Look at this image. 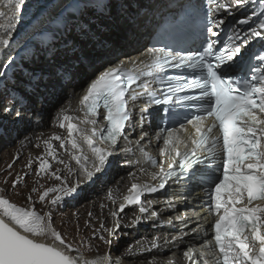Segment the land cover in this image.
<instances>
[{"label": "snow or ice", "instance_id": "1", "mask_svg": "<svg viewBox=\"0 0 264 264\" xmlns=\"http://www.w3.org/2000/svg\"><path fill=\"white\" fill-rule=\"evenodd\" d=\"M25 2L0 0V5L8 9L7 14L0 11V17H6L7 21L0 24V28L7 29L0 37V52L9 46L17 12L22 10ZM247 2L230 0L228 4H218L217 9L230 11L233 7L245 6ZM114 15L117 18L125 15L122 0H61L59 7L49 12L47 24L57 26L51 29L56 39L77 29L81 35L90 36L93 17L111 18ZM247 22L239 21L240 24ZM223 23L220 20L215 27ZM184 24L182 14L167 17L161 25V32L179 30ZM206 32L210 36L200 50L185 53L167 45L153 47L151 62L142 68L139 65L143 61H133L131 69L116 66L101 71L91 80L80 99L85 113L81 123L91 127L81 129L72 123V116L62 112L58 116V126L67 129L68 138L65 141L57 135L53 139L61 141V148L68 143L71 149L80 153L73 155L72 159L81 165L85 179H91L94 172L101 171L112 155L111 149L124 136L131 116L129 101H135L141 95L133 90V85L146 88L143 78L148 76L161 82L165 79L176 81L175 84L169 83L162 98L150 94L151 104L198 101L199 114L178 119V128L166 130L161 156L167 159L164 162L152 160L154 165H159V173L153 176L159 181L158 186L133 183L123 199L127 204H141L145 191L163 189L172 177L197 181L204 186L210 201L208 210L214 211L217 217L214 240L222 264H264V48L259 52L247 51L254 39L264 40V19L257 27H250L243 36L239 33L230 36V43L219 49L211 39L218 36L211 21ZM166 68L190 69L192 75L163 77L161 74ZM3 75L0 72V76ZM188 90H198V95H177ZM100 108L104 110L106 125L97 128L96 117L100 115ZM4 111L11 109L5 107ZM171 114L179 117L178 113ZM16 116L20 117V112H16ZM74 133L79 134L82 142H78ZM97 139L106 147L97 146ZM44 144L49 149L47 155L52 156V145L48 140ZM83 145H87L95 158L93 170L87 167L88 157L83 155ZM82 160L85 163H81ZM50 167L47 160L41 159L40 172ZM56 179L60 177L56 176ZM18 183L19 177L13 187ZM75 191L72 187L48 188L39 199L45 201L49 193L61 192L68 196ZM62 199L63 196L57 195L51 203L55 205ZM124 207L125 204H121L119 210L122 212ZM139 210L141 213L147 211L142 205ZM112 214L116 215L115 212ZM105 243L111 241L105 240ZM153 247L158 246L153 244ZM79 251L55 229L51 211L40 214L34 207L18 206L0 195V264H116L110 255L93 260L72 255ZM184 256L195 264L192 248L185 251Z\"/></svg>", "mask_w": 264, "mask_h": 264}, {"label": "bare ground", "instance_id": "2", "mask_svg": "<svg viewBox=\"0 0 264 264\" xmlns=\"http://www.w3.org/2000/svg\"><path fill=\"white\" fill-rule=\"evenodd\" d=\"M34 1L26 0L22 10L17 12L15 21L23 19L25 13L28 15ZM160 1L162 0H122L125 15L121 18L115 15L111 18L93 17L90 36L81 35L79 29L59 39L53 34L39 45L41 51L38 54L27 56V60L20 57L18 69L14 63L5 64L4 58H10V55L6 56L10 49L40 25L47 23L49 12L56 10L61 3L58 0L39 21H30L26 29L24 22L19 23V31L17 34L12 33L14 37L11 36L9 46L0 52V72L4 73L0 76V111L3 102H9L16 105V111L20 112V117L16 114L8 117L10 113L2 111L3 116L8 119L3 124V130H0V145L12 141L14 144L5 146L0 154V192L7 191L21 206L34 207L40 214L43 204L49 201L48 212L51 211L69 226H74L76 231L98 236L97 246L101 245L100 237L108 238L109 233H114L111 240L113 247L108 250L105 248L101 253L93 254L72 253L88 260L110 255L116 264H179L178 257H170L173 249L169 235L178 237L188 228L195 232L198 240H202L203 231L206 230L204 222L209 213L201 204L208 203L207 196L197 181L185 182L180 186L166 185L163 189L151 192L154 197L146 199H154L156 203L152 205L153 202H146L148 208L143 206L147 209L143 213L138 206H128L117 217L113 216L112 213H117L120 205L124 204L122 198L127 195L134 182L145 184L143 182L152 180L149 168L142 165L146 155L153 151L152 148H147L144 154L123 136L111 149L112 155L101 171L94 172L93 177L86 180L81 165L72 159L73 155L80 153L71 149L68 143L61 148V141L53 139L57 135L65 138V141L68 138L67 129L58 126V116L62 112L72 116V123L79 127H91L81 123L84 116L80 99L85 94L87 82L105 67H115L120 61L137 54L140 47L146 44L149 28L155 20L151 7L154 2ZM3 8L7 14V7L0 5V11ZM97 13L99 14V10ZM28 21L29 19L26 22ZM6 23V17H0V24ZM0 30V34L4 36L7 29ZM3 79L9 80L6 83L8 89L3 88ZM135 92L142 95L140 88ZM5 95L7 97L3 98ZM33 97L39 100L37 107L33 105ZM144 120L146 125L142 129L135 127L137 122L133 120L132 126L127 130L130 131L129 137L141 136V131L154 128V114ZM74 136L78 142H82L78 133H74ZM45 140L52 145V156L47 155L49 149L44 144ZM145 141L146 138L141 143L144 144ZM83 155L88 157V169L93 170L95 158L87 145H83ZM41 159L47 160L51 165L45 172L39 170ZM81 163L85 162L82 160ZM5 169L7 172L3 171ZM56 176L60 179L57 180ZM17 177L19 183L13 187ZM63 187H72L76 191L68 196L61 192L49 193L45 201H40L39 196L46 189ZM57 195L63 196V199L53 205L51 200ZM176 204L182 211L179 214L181 221L175 220L170 212L171 207ZM184 225L186 228H183ZM94 244L96 245V241ZM153 244L158 247H153ZM121 245L120 252L116 253L115 250Z\"/></svg>", "mask_w": 264, "mask_h": 264}, {"label": "rangeland", "instance_id": "3", "mask_svg": "<svg viewBox=\"0 0 264 264\" xmlns=\"http://www.w3.org/2000/svg\"><path fill=\"white\" fill-rule=\"evenodd\" d=\"M57 1L58 0H35L34 1L35 3L33 4L34 6L32 7V10H29L28 15H27V13H25L23 15V19H20L19 21H14V24L17 25V26H15V28L12 29V33L17 34V32L19 31L18 28H19L20 24H22L23 22H24L23 24H25L24 28L26 29L29 26L30 21H31V23L39 21L45 15V13L49 10V8ZM134 7H135V3H134ZM25 18H26V20H25ZM27 19H29L28 22H26ZM55 27H57V26L56 25H51L50 26L47 23H45L43 25H40L34 32H32L27 37H25L21 41V43H18L17 45H15V47H13V49L9 50L10 52L6 56L10 55L9 56L10 58L7 57L6 58L7 60L4 58L5 64L14 63V64H16L15 65L16 69H18L17 68V64L20 61V59L22 58V56L24 57L25 60H27V56L33 57L36 54H38L41 51V48H40L39 45H41L44 41H47L50 38V36L53 35V32H52L51 29L55 28ZM22 33H24V31H22ZM11 36H13V34ZM1 37H3L2 34H1ZM14 58H16V60H14ZM10 59H11L12 62L9 63ZM4 71H6V69H4ZM8 81H9L8 79H5V80L3 79V85H4L3 88L8 89V86L6 85V83H8ZM5 97H7V96L5 95L3 98H5ZM33 98H34L33 99L34 100L33 101V105L34 106L38 105L37 103L39 102V100L36 99L35 97H33ZM37 100H38V102H37ZM2 106L3 107H2V109L0 111V130H3V127H4L3 124L6 123L8 117H10L11 115H15L16 112H17L16 111L17 106L13 105V104H9V102H3ZM5 107L11 109V111H9L10 115L8 117H4L3 114H2V111H3V113H5V111H4ZM13 139H16V137H13ZM13 144H14V141H12L10 143L3 142L0 145V154H1V152H3L5 146H9L10 147ZM3 171L7 172L6 169L3 170ZM0 195H4L6 198H8L13 203H16L18 206H21L19 203H17L15 201V199L13 197H11L7 193V191H1ZM48 208H49V201H47V202H45L43 204V209H42L43 211H42L41 214L47 213L48 212ZM52 217H53V226L55 227V229L57 231L61 232L63 234V236L66 238V240L69 243H71L74 248H79L80 251L77 252L78 254H80V253H83V254L101 253L103 251V249L106 248L108 250L110 247H113V246H111V243L110 244H108V243L105 244L104 241H105V239L111 241L113 239V234L114 233H109L108 234V238H104L103 237L104 239H102L101 245L97 246V240H99L98 236L94 237V236H92L93 234L90 235V234L86 233L85 231H76L74 226H69L70 224L68 225L66 222H63L62 220L56 218L55 214H52ZM78 225H80L79 222H78ZM81 237H83V238H81ZM94 241H96V245L94 244ZM88 244H89V246H88ZM98 247H99V249H98ZM120 248H122V245L118 246V249L115 250V252L119 253L120 252Z\"/></svg>", "mask_w": 264, "mask_h": 264}]
</instances>
